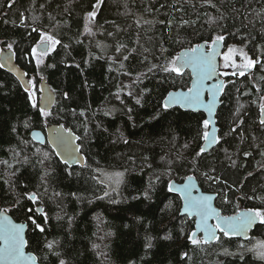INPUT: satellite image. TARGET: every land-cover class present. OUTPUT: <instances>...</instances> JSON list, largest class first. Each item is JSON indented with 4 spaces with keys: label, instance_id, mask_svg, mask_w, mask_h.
Here are the masks:
<instances>
[{
    "label": "trees",
    "instance_id": "1",
    "mask_svg": "<svg viewBox=\"0 0 264 264\" xmlns=\"http://www.w3.org/2000/svg\"><path fill=\"white\" fill-rule=\"evenodd\" d=\"M9 2L0 0V47L12 43L14 59L28 78L37 82L42 75L55 90L56 100L51 107L53 116L47 123L62 122L65 126H71L73 132L82 138L85 136L82 126L85 119L88 120L89 128L87 138L78 141L88 167L76 165L66 171V166L55 157L49 145L38 144L30 138L28 132L32 128H44V121L30 107L27 94L17 79L0 68V160L9 162L13 149L22 150L21 156L30 158L26 164L14 163L11 169L1 166L0 208H8L15 220L26 219L15 206L18 197L32 191L44 193L40 180L43 171L38 162L40 157L38 154L33 155L36 148L49 152L51 156V162H46V166L53 171L48 178L47 193L42 196L41 206L50 217L47 239L59 241L54 248V252L59 255L49 253L43 245L40 251H36V235L32 233L30 224L26 238L32 243L26 249L35 252L43 264H59L60 259L65 260L66 264H264L251 252H244V260H241L239 240H225L222 246L217 245L202 252L194 249L187 243L186 237L180 234L182 225L186 232L192 230L193 219L179 215L180 198L167 190L168 181H180L193 173L201 189L215 192L224 187L223 184L210 186L200 172L194 171L188 163L202 143L197 138V132L198 122L204 117L203 112L182 110L179 107L165 112L159 108L167 90L177 87L185 89L188 86V72L185 71L183 77L149 74L137 85H132L129 80V87L121 93L124 102L115 98L125 79L119 68L122 56L115 53V47L118 42L127 44L129 49L137 46L136 18L152 21V24H142L140 34L144 47L155 51L157 55L159 40L163 38L167 41V21L170 18L174 16L179 20L183 15L184 19L196 20L199 15L200 19L195 25L186 26L181 32L186 38L184 47L222 33L226 37V44L242 46L255 59L261 54L257 46L264 47L262 24L255 19V13L264 8V0H214L219 12L210 6L201 7L200 0H191V3L183 5L184 11L181 13L173 12L168 7L173 0H128L130 13L127 16L121 14L125 11L123 0H105L93 26L94 37L81 33L84 13L91 10L89 5L95 0H72L69 12H64L68 0H12L11 7ZM41 4L44 5L43 9L40 8ZM233 9L238 11L233 12ZM49 14L55 16V21L49 19ZM206 14L225 16L218 26L210 29L205 22ZM33 16H39L40 19L33 21ZM56 21L61 24L54 28ZM160 21L165 23L161 24ZM249 21H253V24ZM116 26L121 31L115 39L107 36V32L115 33ZM33 27L53 32L62 45H68L67 48L57 45L55 51L45 58L46 65L55 67L40 65L39 74L35 61L26 56L39 39V33L33 32ZM172 31L175 33V29ZM148 37L153 38L151 43L146 42ZM97 44L106 45L107 48L97 47ZM164 46L168 48L165 54L168 57L176 55L181 49L171 42H166ZM108 57L119 59L112 65ZM142 60L143 56L133 53L124 62L125 70L133 73V79L136 73L144 72L148 67L147 63H141ZM149 60L157 62L151 56ZM110 65L112 71H109ZM253 73L256 77L264 76L260 65L253 69ZM223 78L232 81L226 87L227 94L221 96L222 103L215 115L218 135L223 140L209 151L207 159L216 161V174L222 181L234 183L231 196L233 203H239L242 208L259 206V199L241 200L239 197L241 191L251 195L254 189L257 195H264L260 191L264 186V169L258 166L264 162V156L260 154L264 147L256 146L264 144V127L259 125L258 104L252 103L264 93L256 92L247 74ZM257 85L264 88V81H257ZM130 88L132 96L126 91ZM63 93H68L71 99H64ZM136 98L141 99L139 105L135 102ZM238 104L244 105L240 113L244 122L232 133L233 113ZM72 109H76L77 113L85 110V116L74 118ZM108 111H111V115H105ZM26 120L30 121L28 128L24 127ZM117 130L123 133L127 144L117 140ZM241 133L245 137L243 142ZM253 137H256L255 141ZM22 141H28V146L25 147ZM185 143L189 144L186 150L183 148ZM225 148L234 153L233 158L237 159L240 167L233 168L225 160ZM244 152H251L252 155L246 157ZM179 154L186 159L176 162L171 173L166 172L167 165L161 157L175 160ZM97 168L126 170L124 182L116 191L109 190L108 198L98 199L108 189L92 179ZM12 171H15V175L11 176L9 184H5L7 173ZM69 171L71 175H68ZM249 172L253 174L251 177L248 176ZM150 182L153 185L151 190L148 189ZM146 190H149L150 199L143 196ZM53 192L62 193V198L50 199ZM214 201L221 213L234 212V207L224 205L221 198ZM22 204L24 208L35 207L27 200H22ZM58 214L62 217L60 220L56 219ZM250 235L264 239V226H254ZM147 236L152 237L153 246L150 249L145 248ZM165 236H171V239H164ZM94 244L99 247L94 249ZM225 248L229 253L236 254H224ZM184 252H188L191 259L182 258Z\"/></svg>",
    "mask_w": 264,
    "mask_h": 264
},
{
    "label": "snow or ice",
    "instance_id": "2",
    "mask_svg": "<svg viewBox=\"0 0 264 264\" xmlns=\"http://www.w3.org/2000/svg\"><path fill=\"white\" fill-rule=\"evenodd\" d=\"M12 0L9 2V7H11ZM72 0H68V4L64 8V12H69L71 9ZM105 3V0H95L94 3H90V11L84 13V25H83V34L94 37L95 33L93 32V26L97 19L98 12L101 11L102 5ZM191 3V0H173V3L168 5L173 12L181 13L184 11L183 5ZM123 6L125 11L121 13L122 15H129L130 9L128 8V0H123ZM200 6H210L216 8L219 12V8L214 3V0H200ZM163 7V5L161 6ZM40 8L43 9L44 5L41 4ZM150 11V9H147ZM238 10L233 9V12ZM63 15V13H59ZM207 19L206 23L210 29L218 26V22L224 19L225 14H220L212 16L206 14ZM33 21H38L39 16H33ZM49 19L55 21V16L49 14ZM200 17L197 15V19H184L181 15L179 20H176L173 16L167 21V27L169 28V34L167 41L163 38L159 40V55L155 51L150 50L149 48L144 47L142 42L141 30L142 24H152V21L143 20L142 17L136 18L134 23L138 30L136 37V47L128 48L127 44L123 42H118L115 47V53L120 54L122 59L119 60V68L122 70V74L130 78L132 85H137L142 83L143 79L146 78L149 74L163 73L168 76L183 77L185 75V70L190 69L192 73V84L187 88L186 91H169L166 96L163 97L162 101L159 104V108L165 112L170 109H175L177 107L183 109H189L192 111L203 110L207 113L205 117L199 120L198 122V132L197 138L202 141L199 145V150L195 152V155L192 157L188 163L194 171L200 172V175L204 177L206 181L209 182V185H219L223 184L224 187L218 189L213 194H197L193 195V191L199 192L198 187L193 181L196 179L193 175H188L184 178L185 182L176 184L174 181L169 180L167 190L169 192H176L182 195L184 200V206L181 209L182 213L187 218H195L192 220L194 227L191 231H185L183 225L180 228V234L186 237L188 244L193 246L194 249H199L204 252L209 248L220 245L222 246L223 242L227 240L228 242L233 241V239L239 240L238 248L241 250L240 259L244 260V252L254 253L260 260L264 261V240H256L255 243L252 241L254 237H250L249 233L254 228V226H264V195H257L256 190L254 189L251 195L241 191L239 199L241 200H254L259 199L261 204L255 207L242 208L239 203H233L231 196L233 195L234 183L229 184L226 180L222 181L220 176L216 174V161L208 160L207 155H210L209 149L214 145H219L223 137L218 135V128L215 126L216 121L213 117L216 115L217 105L222 103L220 99L221 96L226 95V87L232 81H225L222 77H236V76H246L252 80V87L256 89L257 93H264V88L257 85V81H264V76L256 77L253 73V69L258 65L261 66V69L264 70V47L257 46L260 48V55L255 59L248 55L243 48L236 49L235 45H228L227 51H223L224 45L226 44V37L222 33L211 35L209 38L203 39L201 43H196L190 47H184L185 37L181 35V32L185 30L186 26H192L197 23ZM247 19V16H245ZM255 19L259 20L262 24V33H264V8L255 13ZM114 23V22H113ZM159 23L164 24V21ZM250 24H253V21H249ZM61 24L60 21H56L53 27H59ZM222 27V25H220ZM247 27V25H245ZM172 29H175L173 33ZM33 32L39 33V39L31 47L30 52L26 53V56H30L32 61H35L37 65L39 74V66L44 65L45 67H55V65H46L45 58L48 57L53 51H55L57 45H61L64 48H67L68 45H62V41L57 38L55 34L51 31H44L37 27L32 28ZM121 31L119 26H116V31L107 32L106 35L113 37L115 39L116 34ZM245 39H248L246 37ZM254 39V38H253ZM153 40L152 37H148V43H151ZM78 43L80 41H77ZM166 42H171L181 47V51L174 56H166L168 53V48L164 45ZM8 50L11 52L13 45L8 43ZM97 47H102L106 49V45L97 44ZM133 53H136L139 56H143L141 63H147L148 67L144 72H138L135 74L133 79V73L131 71L125 70V61H128L130 56ZM147 53V55H145ZM14 54V53H13ZM240 56L241 62L238 63L234 58L236 55ZM149 56L157 62L153 63L149 60ZM223 60L221 65L220 60ZM11 59V56L0 57V68L5 66V63ZM111 61V64H116L117 59L113 57H108ZM87 63V61H85ZM79 67V65H77ZM232 69V71H228ZM113 68L110 65L109 71H112ZM27 76V73L23 74ZM40 81H44V77L40 76ZM125 87L128 85L121 84L119 90L115 94V98L120 100L121 103L124 101L121 99V93ZM24 92L27 94V101L32 109H35L40 118L44 121V127H48L47 121L53 116L51 106L54 103L53 96L51 95L54 92V89H49L48 94H45V89L43 87H37V84L34 79H28L27 82L23 85ZM144 91H147L146 89ZM39 93V96H38ZM129 96L133 95V91L130 90L127 93ZM140 96H143V92L140 93ZM64 99H71L68 93H63ZM136 104L141 103L140 98H136ZM253 104H258L259 108V125L264 127V94H260L256 100L252 101ZM243 104H238L235 112L233 113V127L230 129V132L235 133L240 124L244 121L240 116V113L243 109ZM64 111V109H61ZM131 112V109H128ZM71 114L74 118L77 116H85V110H81L77 113L76 109L71 110ZM105 115H111V111L105 112ZM159 115V113H157ZM29 120L24 122V127H29ZM88 120L85 119L83 122V130L85 136L76 135L72 129L65 127L63 124H59L54 128H51V135L48 137L42 136L39 132H34L32 134V140L41 145H50L53 148V153L55 156L60 158V163L66 166V171L71 169L73 165L80 164L85 167H88L84 163L83 155L81 154V144H77L76 141H83L87 138L89 132ZM99 128L100 125L97 124ZM15 132L16 129L13 128ZM107 131V129H105ZM119 132V130H117ZM227 135V133L225 134ZM245 137L241 133V142H243ZM118 141H123L127 144V139L124 138L123 133L119 132L117 137ZM253 140H256V137H253ZM25 147L28 146V141H22ZM257 147H264L262 145H256ZM183 148L186 150L189 148V144L185 143ZM225 153V160L228 161L231 167L237 168L241 165H238L237 159H234V153L228 151L227 148L223 149ZM22 150H12L13 158L17 164L21 163V160L16 159L21 156ZM39 155V164L42 166V175L40 177L41 186L44 188V193L40 191L26 192L22 196L18 197L15 201V206H18V209L23 212L26 217L24 222H15L13 218L9 215L8 208H0V264H39V257L35 252H26L25 249L29 247L32 241L26 238V229L31 225V231L36 235L35 239V248L36 251L41 250V245L49 253L59 255L58 252H54L55 246L59 243L57 240H48L47 231L48 225L50 223V217L44 207L41 206L42 196L47 193V181L48 178L52 175V169L46 166V162H51V156L49 152L42 151L40 148H36V152L33 155ZM80 154V155H78ZM261 156H264V151H261ZM244 156H251V152H244ZM29 157L27 155L23 156V163L29 162ZM131 160L132 158L129 157ZM146 159V158H145ZM165 161L167 168L166 172H172V166L178 162L186 159L182 154L176 156L175 160L166 159L161 157ZM0 165H4L6 169H11L12 164L7 160H0ZM259 168L264 169V162L259 163ZM205 169L201 171V169ZM18 171V169L16 170ZM96 175L92 179L98 184L103 186L105 190L103 196L98 197V199L108 198L110 191H116L119 186L124 182L125 171H113L107 172L102 169L94 170ZM72 173L69 171L68 175ZM15 175V171L7 173L8 178L4 179L5 184L10 183L11 176ZM253 174L248 173V176L251 177ZM159 179V177H157ZM153 188L152 183H149L148 189ZM110 190V191H109ZM149 190H146L143 193L145 198L150 199ZM261 192H264V186L261 187ZM62 193L53 192L50 199L56 200L57 198H62ZM75 195V194H73ZM221 198L224 205H232L234 207V212L232 215H222L221 212L212 206V201L214 199ZM22 200H27L31 204L35 205L33 207L24 208ZM165 207H170L166 205ZM62 217L58 214L56 216L57 220H60ZM209 221H215V223H210ZM111 233H109L110 235ZM202 234V235H201ZM44 237V239H40ZM164 239H171V236H165ZM251 244V247H249ZM152 237H146L145 248L150 249L152 247ZM98 245H93V248H98ZM224 254L226 255H235L236 253H229L228 249H223ZM103 255V253H99ZM211 255V253H208ZM189 257L188 252L182 253V258ZM59 264H66V261L63 259L59 260Z\"/></svg>",
    "mask_w": 264,
    "mask_h": 264
},
{
    "label": "water",
    "instance_id": "3",
    "mask_svg": "<svg viewBox=\"0 0 264 264\" xmlns=\"http://www.w3.org/2000/svg\"><path fill=\"white\" fill-rule=\"evenodd\" d=\"M202 41H200V42H198V43H201ZM196 44V43H195ZM194 45V44H193ZM225 46V45H224ZM182 49H180L178 52H180ZM178 52H176V53H178ZM14 53V50L12 49L11 50V52L8 50V48L6 47V46H1L0 47V57H8V56H11V59L10 60H8L6 63H5V66L4 67H2V69L3 70H5L6 72H8V73H10V74H12L16 79H17V81L19 82L18 84H20V86H21V88L23 89V85L27 82V80L29 79L28 78V76H24L23 74L24 73H26L25 71H24V69L18 64V62L16 61V59H14L15 58V53ZM218 59H220L219 57H218ZM0 62H4L3 60H0ZM186 71L188 72V74H189V84H188V86L187 87H185V89L183 88V87H177V88H172V89H170V90H167V92H166V94H165V96L167 95V93L169 92V91H186L187 90V88L188 87H190L191 86V84H192V79H193V77H192V73H191V70L190 69H186ZM222 79H224L223 77H222ZM37 84H38V87H43L44 89H45V94L47 95L48 94V90L49 89H52V87L50 86V84L49 83H47V80H46V78L44 77V81L43 82H41L40 81V79H39V81L37 82ZM24 90V89H23ZM51 95L53 96V100H54V103H55V100H56V95H55V92H52L51 93ZM39 96V95H38ZM54 103L52 104V106L51 107H53V105H54ZM218 106H219V104L217 105V108H218ZM217 108H216V110H217ZM180 109H182V110H189V109H183V108H180ZM189 111H192V110H189ZM198 111H201V112H203V110L201 109V110H198ZM194 112H197V111H194ZM259 112V111H258ZM203 114H204V117L207 115V113H205V112H203ZM259 118H260V116H259ZM213 119L216 121V119H215V116L213 117ZM48 124V127H44V128H32L31 130H30V132H28V134H29V136H30V138L32 139V134L34 133V132H39L42 136H45V137H48V136H50L52 133H51V128H54V127H56L57 125H59V124H62V122L61 123H56V122H50V123H47ZM64 125V124H63ZM65 126V125H64ZM216 126V125H215ZM65 127H67V128H70V129H72V127L71 126H65ZM217 127V126H216ZM218 128V127H217ZM72 131H74L73 129H72ZM76 135H78L76 132H74ZM218 134V133H217ZM76 143L78 144L79 142L78 141H76ZM203 143V142H202ZM50 146V145H49ZM215 146V145H214ZM214 146H212L210 149H209V151L214 147ZM51 148H52V146H50ZM52 150H53V148H52ZM81 154L83 155V159H84V163H85V155H84V153L81 151ZM78 155H80V154H78ZM56 158H58L59 160H60V158L59 157H57V156H55ZM76 165H78V166H83V165H80V164H75V165H73V166H76ZM188 175H193V174H188ZM187 175V176H188ZM193 176H195V175H193ZM186 177V176H185ZM184 177V178H185ZM184 178L182 179V180H180V181H176L175 179H171L172 181H174L176 184H180V183H183V182H185V180H184ZM193 183L194 184H196L197 185V187H198V190H199V192H196V191H193V195H197V194H205V195H207V194H213L214 193V191H207V190H204V189H201L202 187L199 185V181H198V179H197V177H196V179L193 181ZM173 193H175V194H177L178 195V197L180 198V201H179V203H180V207H179V215H183V216H185L183 213H182V211H181V209L183 208V206H184V200H183V198H182V195L180 194V193H176V192H173ZM214 200H216V199H214ZM212 201V206L213 207H216L220 212H221V210H220V208L216 205V203H215V201ZM222 215H232L233 213H230V214H224V213H221ZM9 215L11 216V214L9 213ZM12 217V216H11ZM13 218V217H12ZM192 219H195L194 217L192 218ZM13 220L15 221V222H24V221H18V220H15L14 218H13ZM210 223H215V221H209ZM192 227H194V224H193V226ZM27 230V229H26ZM252 231V230H251ZM251 231H250V233H249V236H250V234H251ZM202 235V234H201ZM25 251L26 252H32V251H30V250H27V249H25ZM39 264H43L41 261H39Z\"/></svg>",
    "mask_w": 264,
    "mask_h": 264
},
{
    "label": "rangeland",
    "instance_id": "4",
    "mask_svg": "<svg viewBox=\"0 0 264 264\" xmlns=\"http://www.w3.org/2000/svg\"><path fill=\"white\" fill-rule=\"evenodd\" d=\"M228 45H235L236 46V49H240V48H243L242 46H239V45H237V44H234V43H227V44H225V46H224V48H223V51H227V46ZM6 46V45H5ZM7 47V46H6ZM245 51V50H244ZM249 55V54H248ZM250 56V55H249ZM252 57V56H251ZM235 59H236V61L238 62V63H240L241 62V59H240V56L237 54L235 57H234ZM253 58V57H252ZM220 60V63H221V65L223 64V60L220 58L219 59ZM186 71V70H185ZM229 71H232V69H229ZM124 78L125 79H123L124 81H123V85H128V82H129V80H130V78L128 77V76H125L124 75ZM39 81V79L37 80V82ZM37 82H36V84H37ZM37 87H38V84H37ZM126 89L128 88V87H125ZM126 91H129V90H126ZM38 95H39V93H38ZM16 159H19V160H21V162H22V160H23V156H20V157H18V158H16ZM9 162H11L12 163V165L14 164V163H16L15 162V159L13 158V155H12V153H11V155H10V159H9ZM1 166L2 165H0V171L1 170H3L2 168H1ZM18 166H16L15 168H17ZM104 171H107V172H113V171H116V170H112V171H109V170H104ZM190 174H193V173H190ZM193 175H195V174H193ZM250 237H254L255 239L252 241V243H255V241L256 240H264V239H262V238H260V237H257L256 235H250ZM250 246L249 247H251V244H249Z\"/></svg>",
    "mask_w": 264,
    "mask_h": 264
},
{
    "label": "flooded vegetation",
    "instance_id": "5",
    "mask_svg": "<svg viewBox=\"0 0 264 264\" xmlns=\"http://www.w3.org/2000/svg\"><path fill=\"white\" fill-rule=\"evenodd\" d=\"M228 71H229V69H228Z\"/></svg>",
    "mask_w": 264,
    "mask_h": 264
}]
</instances>
